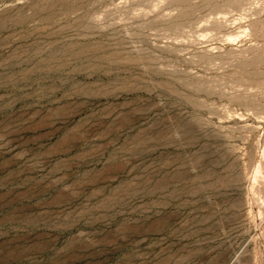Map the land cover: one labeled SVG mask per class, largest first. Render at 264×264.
Wrapping results in <instances>:
<instances>
[{
	"label": "rangeland",
	"instance_id": "obj_1",
	"mask_svg": "<svg viewBox=\"0 0 264 264\" xmlns=\"http://www.w3.org/2000/svg\"><path fill=\"white\" fill-rule=\"evenodd\" d=\"M261 167L264 0H0V264H264Z\"/></svg>",
	"mask_w": 264,
	"mask_h": 264
},
{
	"label": "bare ground",
	"instance_id": "obj_2",
	"mask_svg": "<svg viewBox=\"0 0 264 264\" xmlns=\"http://www.w3.org/2000/svg\"><path fill=\"white\" fill-rule=\"evenodd\" d=\"M259 168V167H258ZM261 169H262V167H261ZM262 170H264V169H262ZM258 180V179H257Z\"/></svg>",
	"mask_w": 264,
	"mask_h": 264
}]
</instances>
